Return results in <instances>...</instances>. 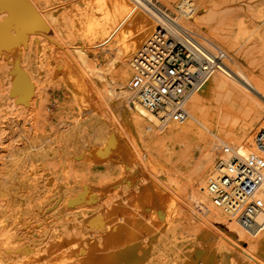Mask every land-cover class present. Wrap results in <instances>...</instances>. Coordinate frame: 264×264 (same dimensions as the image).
I'll use <instances>...</instances> for the list:
<instances>
[{"label": "bare ground", "instance_id": "6f19581e", "mask_svg": "<svg viewBox=\"0 0 264 264\" xmlns=\"http://www.w3.org/2000/svg\"><path fill=\"white\" fill-rule=\"evenodd\" d=\"M42 1L46 9L40 19L45 33L34 32L28 38V30L23 29L8 39L0 37V59H9L11 54L20 57V71L35 83L41 78L59 76L75 101L86 104L97 121L92 126L76 120L73 130L66 135L60 129L40 132L34 128L25 136L24 147L7 156V174L13 188L8 192V200L0 193L1 242L7 243L6 234L20 223L24 214L25 199L21 200L13 191L27 188L25 195L39 194L42 178L37 172L38 164L51 159L58 164V178L65 179L69 139L77 133L96 132L107 133L108 138L107 142L97 140L93 156L99 159V147L106 143L109 161L117 169L115 176L107 192L81 190L70 182L54 183V175L46 180L49 190L46 194L51 191L60 196L56 202L57 215L62 219L64 231L46 238L45 258L65 254L70 258L82 257V264H226L240 258L237 253H227L220 236L209 245V254L203 252L205 236H198L186 246L177 245L173 225L180 220L193 221L202 227L215 226L233 236L242 249L260 252L264 247V212L254 217L253 224L243 223L217 205L208 190L209 183L224 172L230 155L225 149L250 156L256 152L258 134L264 132V79L251 70L246 40L228 29L229 22H234L247 35L242 27L246 24L242 19L247 15H231L223 8L233 0H156L171 10L177 16L174 20L209 50L215 47L231 52L229 58L236 69L229 65L228 68L239 79L227 70L212 72L187 103L189 118L164 122L137 101L130 87L136 74L134 58L162 23L161 15H169L166 10L152 0ZM35 2L0 0V34L6 25L5 12H11L9 7L16 4L24 6L27 14L39 22L34 15ZM255 3L259 8L251 11L252 34L262 41L264 0ZM78 43L95 49L103 47L107 66L98 72L102 79L94 78L96 72L89 70L88 61L84 60L89 55L88 49L83 50ZM96 52L95 57H99ZM5 76L0 71L2 87L6 85ZM19 80L13 84L11 81V94L29 88L27 79ZM95 94L103 96L101 102ZM108 116L115 119V129ZM190 136L203 142L202 158L190 183L186 182V176L160 165L156 157L142 155L141 144L146 140L149 151L160 148L162 156L173 159L170 144ZM221 145L223 152L219 150ZM140 165L147 172L137 176ZM28 181L31 184L27 185ZM257 196L264 201V182ZM197 208L205 211L202 212L205 218L198 214Z\"/></svg>", "mask_w": 264, "mask_h": 264}, {"label": "rangeland", "instance_id": "374dc122", "mask_svg": "<svg viewBox=\"0 0 264 264\" xmlns=\"http://www.w3.org/2000/svg\"><path fill=\"white\" fill-rule=\"evenodd\" d=\"M152 1L166 10L167 14H169L168 16L172 18L177 17L171 10H167V8L161 5V3H158L156 0ZM257 1L259 0H233L228 6H224L223 8H227V12L231 15H247L246 18L242 19L246 23L242 27H244L247 35L243 32L242 34L241 30H243V28H239L234 22H229L230 25L228 29L232 30L234 34H241L239 36L241 40H246L248 57L250 61H252L250 66L251 70L255 75L258 74L263 80L264 40L260 41L255 34H252L251 11L259 8L255 3ZM34 4L36 7V13L34 15L39 19V22H35L32 16L27 14L24 6L18 4L10 6L9 9H12V11L9 12L8 10V12H5L7 14L5 16L6 25L1 28L0 37L8 39L13 37L16 32L22 31L23 29L28 30V38L32 37L34 32L38 33L37 35L44 34L45 29L40 18L43 17V9L45 11L46 7L42 0H36ZM200 14H203V12ZM79 45L81 48H85H83V50L88 49L89 55L84 60L88 61L89 70L96 72L94 78L102 79L98 75H100L99 73L106 69L107 66V60L102 55L103 47L95 49L88 44ZM98 50L100 51L98 52ZM222 50H224L228 56L229 54L232 55L227 49L223 48ZM95 52L98 53L99 57H95ZM21 64L22 59L13 54L10 55L9 59L8 57H6L5 60L0 59V71H4L6 75V85L4 87L0 86V193L6 195L4 198L5 200L10 199L8 192L13 188L10 183V174H7L8 170L6 163L9 161L7 156L10 155L11 152L24 147L25 136L28 135V131L30 132L34 128H37L40 132L60 129L62 133L66 135L73 130V123L76 120H79L81 124L91 123L92 126H95L97 121L94 119L95 116L89 113V107L86 104L79 105L75 101L74 96L61 82L59 76L54 75L51 77L52 79L41 78L38 83H35L30 76L24 77V74L20 71L22 67ZM227 64L236 69V66L231 63V61L227 62ZM227 71L233 77L235 76L230 70ZM15 76H17V79H15ZM33 76H36V74ZM234 78L239 80L236 76ZM25 79H27L29 83V88L22 89V91H19L17 94H11L13 88H11L10 85L12 86L14 81L18 82L19 80V82H22ZM103 95L105 94L103 93ZM96 96L97 94H95L96 100L101 102L103 96ZM1 97H5V100L2 101ZM108 119L113 129L115 119L111 118V116H108ZM107 138V133L98 134L96 132H89L87 134L77 133L76 135H72L66 147V154L68 155L69 162H64V166L67 168L65 179L60 180V178H58V164L49 158L51 160L38 164L40 167L37 172H40L39 177L42 178L40 179L42 184H40L39 194H31L30 196L25 195L24 191L27 190V188L13 191L12 194L15 196L20 197L21 200L25 199L24 206L22 207L24 214L20 219V223L13 226V230L6 234V244L1 242L2 238L0 236V264L83 263L82 257L70 258L65 254L51 259L44 257L47 249L46 245L48 243L46 242V238L50 235L58 236L64 231V228H62V219L57 215L59 207L56 202L60 200V196L56 192L51 191L46 194L49 191L46 180L54 175V183L70 182L72 186L80 188L81 190L90 188L91 190H103L107 192L115 176V170L117 169L116 166L109 161V152L106 143L99 147V159L93 156L97 140L105 139V142H107ZM210 138L215 140L212 135H210ZM202 144L201 138L194 136L170 144V152L174 153L173 159L170 160L160 154V148L149 151L146 140H144L141 145L143 156L156 157L160 165L167 169L171 168L175 173L177 172L178 174L186 176V182L190 183L200 163V159L202 158ZM222 147L223 145H221L219 149L221 152H223ZM29 166L30 164L27 163L26 169H28ZM141 167L145 170L144 172ZM146 170L144 166L140 165L137 168V176H142L147 172ZM141 171L143 173H141ZM26 176H28V174H26L25 177ZM29 184H31V181L27 182V185ZM30 190H32V186ZM185 210V206L182 207L183 214H185ZM197 212L200 216L205 218L206 215L202 214V212L205 211L201 212L200 209L197 208ZM229 217L232 218L231 216ZM235 222L238 223L236 220ZM173 227L176 229L177 245L186 246L196 241L198 236H205L202 241L203 252L209 254V245H211V242H213L216 236H220L223 237V243L227 248L226 251L228 254H233L234 252L240 255V258H238L235 263L228 261L226 264H264V247L260 252L255 249H242L233 236H228L227 233L225 234V232H222L221 229L215 226L208 225L202 227L195 224L193 221L187 222L186 220H180L176 222ZM31 232L34 233L31 234ZM35 232L38 233L36 234Z\"/></svg>", "mask_w": 264, "mask_h": 264}, {"label": "built area", "instance_id": "2783aa9c", "mask_svg": "<svg viewBox=\"0 0 264 264\" xmlns=\"http://www.w3.org/2000/svg\"><path fill=\"white\" fill-rule=\"evenodd\" d=\"M156 32L134 58L136 74L131 91L137 101L165 121L189 118L187 103L212 72L229 70L228 54L209 50L195 35L163 14ZM230 152L224 172L209 183L214 202L243 223H254L264 212L257 196L264 182V132L256 138V152L242 156Z\"/></svg>", "mask_w": 264, "mask_h": 264}]
</instances>
